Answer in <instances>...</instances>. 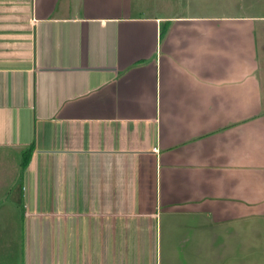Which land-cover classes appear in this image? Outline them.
Here are the masks:
<instances>
[{"label": "crops", "instance_id": "obj_1", "mask_svg": "<svg viewBox=\"0 0 264 264\" xmlns=\"http://www.w3.org/2000/svg\"><path fill=\"white\" fill-rule=\"evenodd\" d=\"M183 1L0 0V213L113 224L0 262L264 264V0Z\"/></svg>", "mask_w": 264, "mask_h": 264}, {"label": "rangeland", "instance_id": "obj_2", "mask_svg": "<svg viewBox=\"0 0 264 264\" xmlns=\"http://www.w3.org/2000/svg\"><path fill=\"white\" fill-rule=\"evenodd\" d=\"M134 3L136 2H146L148 4L146 10L150 13L155 12L156 2H161L165 4H170L174 9L172 14H180L185 15L188 14L189 9L183 0H132ZM119 0H116V4L118 5ZM131 2V0H130ZM196 0H192L191 6L194 5ZM184 4V5H183ZM190 6V4H188ZM264 27V23H261ZM258 41V42H257ZM254 51L256 50V46L258 45L257 55L260 59L259 68L262 71L263 77V89H264V31H258L256 35V39L253 40ZM245 50L247 52L250 51L249 45H245ZM255 57V54H252ZM251 57V55H250ZM250 69V68H249ZM258 68H256L257 70ZM87 196V200L90 199L91 191L85 186V196ZM88 203L85 201V206H81L78 203H70L67 207L58 206L54 207L53 205H40L38 207L29 208L30 216L28 218L18 217V213L16 217L11 213L4 214L0 213V236L5 234L6 236L11 237L9 234H30L31 238H41L42 234H46L47 237V247L50 248L54 244L59 243V234H68V237H71V234H108V231L112 230L113 224L108 220H100L96 221L92 215L88 213H92L97 211V207L87 206ZM21 213V211H20ZM59 213V214H57ZM60 213H66L62 217ZM24 224L27 227H24ZM14 230V231H13ZM121 230H123V225L121 226ZM11 240V239H10ZM70 240V239H69ZM4 242L3 245L6 244L4 239L0 237V243ZM13 241V240H11ZM31 241V240H30ZM35 242V240L31 241ZM1 248V244H0ZM48 250V249H47ZM47 252V251H46ZM45 259L50 264H58V255L52 254H44ZM47 257V258H46ZM4 259L3 256H0V260ZM17 260V256L13 251V254L8 257L7 264H15ZM0 264H3L0 262ZM28 264V262L26 263Z\"/></svg>", "mask_w": 264, "mask_h": 264}, {"label": "trees", "instance_id": "obj_3", "mask_svg": "<svg viewBox=\"0 0 264 264\" xmlns=\"http://www.w3.org/2000/svg\"><path fill=\"white\" fill-rule=\"evenodd\" d=\"M32 152H33V146H31L30 148L26 149L23 152V158H22V161H21V181H22V178H23V173H24L26 167L29 164Z\"/></svg>", "mask_w": 264, "mask_h": 264}]
</instances>
